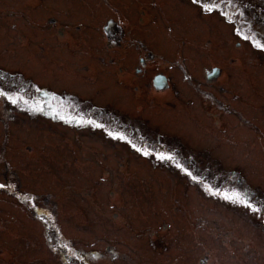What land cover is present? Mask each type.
I'll return each instance as SVG.
<instances>
[{
	"label": "rangeland",
	"instance_id": "1",
	"mask_svg": "<svg viewBox=\"0 0 264 264\" xmlns=\"http://www.w3.org/2000/svg\"><path fill=\"white\" fill-rule=\"evenodd\" d=\"M108 1L0 0V69L22 75L0 83V183L11 191L0 188V264H63L40 219L51 209L72 240L70 247L51 233L67 264H264V54L232 33L234 17L225 20L211 5L202 11L188 0ZM81 6L89 8L90 24ZM117 14L141 32H127L122 54L95 28ZM245 17L259 27L251 13ZM147 48L155 54L147 72L168 70L174 83L153 96L144 92L149 76L135 69ZM78 59H88L85 67L70 71ZM212 64L220 66L215 76L223 70L216 82L204 75ZM29 85L78 92L163 132L198 158L192 178L155 169L100 132L68 129L36 107ZM221 85L232 89L225 108L205 94L223 96ZM209 115L228 117L230 128ZM238 171L252 190L239 191ZM13 177L23 192H13Z\"/></svg>",
	"mask_w": 264,
	"mask_h": 264
},
{
	"label": "flooded vegetation",
	"instance_id": "2",
	"mask_svg": "<svg viewBox=\"0 0 264 264\" xmlns=\"http://www.w3.org/2000/svg\"><path fill=\"white\" fill-rule=\"evenodd\" d=\"M105 3L111 2L108 0H103ZM190 3L195 4L198 6L202 11L205 9H212L208 7H203L205 5H211L212 7H216V11L220 13L225 20L234 17L235 23L231 26V31L234 35L248 38L254 41L256 44L255 46H249V48L255 52L263 53L264 54V0H188ZM89 8L86 6H81L79 12L81 14V18L86 20L88 24H90L89 16H88ZM255 16V20H258L259 27L255 28L254 24H250L245 16L250 14ZM119 15H114L113 17H109L106 20L100 21L101 24H96V29L98 31L103 30V33L107 37V39L113 44L119 47L118 51L122 54L127 45L122 44V42H127V32L129 35L133 37V33L139 34V29L135 28L133 23V27L129 29V25L127 22H122L119 20ZM121 16V15H120ZM108 17V16H107ZM141 18V17H140ZM66 19L70 22H75L76 19L72 18L71 16H66ZM147 17L145 21H147ZM125 23V24H124ZM257 24V22H256ZM252 30V31H250ZM145 35V34H144ZM100 36V34H99ZM68 40L72 42L75 41V37L71 34L66 35ZM142 41V40H141ZM143 47H148L147 44L142 41ZM156 45V44H155ZM237 46H242L240 41L236 43ZM239 48V47H238ZM148 49V52L145 51L140 54L139 61L135 66V69L139 73H143L144 75L149 76L148 79L145 80L146 90L144 92L149 95L154 94H161L159 91L168 90L173 86L174 83L171 81L172 74L170 71H161V69L154 71V69L149 72L148 67L149 63L152 61V58L155 57L154 51L152 49ZM116 50V49H115ZM248 50V49H247ZM243 53H246L244 51ZM97 56V55H94ZM124 58V57H122ZM245 58V57H244ZM88 59H83L74 61L75 67H69L70 71L74 70L73 72L80 71L84 68V65H81ZM177 66H181L184 69L187 81H195L194 78L189 74L187 69V63L175 60ZM135 63V62H134ZM133 64L130 63L129 65ZM174 66V65H173ZM172 66V67H173ZM171 67V68H172ZM213 68L218 70L220 66L218 64H212L210 67H205L204 75L205 79L208 82H216L219 79H222L223 70L221 69L219 74L215 76L212 73ZM214 70V71H215ZM11 72L5 69H0V79L5 80L6 76L10 77ZM83 74V72H81ZM213 74L214 76H209ZM229 76L227 77L228 81ZM70 80V79H69ZM122 80V79H121ZM71 81V80H70ZM82 83L87 86L90 90L96 89V85L94 83ZM114 87L113 90L116 91L119 87L116 83H111ZM198 86L196 87L201 92L204 90L201 87V82H197ZM29 93L28 97L31 101L40 109L43 113H50L54 116L55 113L62 111V117L64 126L68 129H74L76 131H88L92 135H99L100 134L105 137L106 139L119 144H125L127 149L131 152L136 154L139 158L147 160L151 163V165L155 168H163L165 171L168 170L170 173H179L181 171H185L183 177L185 178H192L193 172H191V168L195 169L199 160L195 155L186 154L183 151V147L178 143H174L171 141L166 140V135L161 131H152L149 132L143 125L135 124L125 118L123 115L116 112L114 109L109 108L108 105L97 102L94 98L89 96H84L78 92L72 90H65V95H59L52 90H49L47 87L38 86V85H29ZM46 88V89H45ZM138 88V87H137ZM221 89L224 91L223 85H221ZM205 93L209 95L210 100L218 106L227 107L228 105L225 103L224 95L228 96L232 92V89L227 87V91L223 92V96H220L217 92ZM220 97H219V96ZM227 99V97H226ZM62 104V109H59L60 105ZM57 107V110H56ZM201 115L199 118L202 121L207 120L202 113L206 111L201 106L197 108ZM211 116V115H209ZM213 122L210 120L212 124L223 125L225 124L230 128L231 121L228 117H218V116H211ZM99 125V126H97ZM232 131V130H231ZM201 135L205 134L201 132ZM234 134V133H232ZM207 135V134H205ZM254 135V134H253ZM210 137L209 135H207ZM122 137V138H121ZM236 139V137H235ZM236 141H238L236 139ZM97 143V142H96ZM101 146V145H100ZM80 149V146H78ZM139 149V150H138ZM144 152H148L149 155H144ZM171 157V159H161L160 157ZM194 171V170H193ZM191 173V175H189ZM236 176L242 181L240 185L239 191H247L252 190L250 184L246 181V178H242L241 173L238 171ZM230 178H232V184H236L235 173L234 171L231 172ZM201 261H205L203 258Z\"/></svg>",
	"mask_w": 264,
	"mask_h": 264
},
{
	"label": "trees",
	"instance_id": "3",
	"mask_svg": "<svg viewBox=\"0 0 264 264\" xmlns=\"http://www.w3.org/2000/svg\"><path fill=\"white\" fill-rule=\"evenodd\" d=\"M14 173H15V171H14ZM7 175H9V173H7ZM11 181L14 184L13 192H16V191L23 192L22 189H19L18 181H17L16 177H13ZM0 184L4 185V187L8 189L7 191L9 193V191H10L9 185L7 183H0ZM44 215L46 217L42 216L40 219H41V222L42 221H47L45 223V237H46V241H47V243L49 244V246L53 250H56V252L58 254H60V256H61V258L63 260V264L64 263L67 264V261L65 259L66 255H65L63 249L61 247L60 248L57 247V245L54 244V241H53V238L51 236V233L54 232L58 236H61V239H63L65 242H67L68 243L67 245H69L70 247L72 246V240L64 236V233H63V230H62L61 224H60L61 222H59V218H58V215H57V212L55 211V209H51V210L47 211V213L44 212ZM61 249H62V251H59Z\"/></svg>",
	"mask_w": 264,
	"mask_h": 264
},
{
	"label": "snow or ice",
	"instance_id": "4",
	"mask_svg": "<svg viewBox=\"0 0 264 264\" xmlns=\"http://www.w3.org/2000/svg\"><path fill=\"white\" fill-rule=\"evenodd\" d=\"M206 10H209V9H206ZM97 126H99V125H97ZM144 155H149V153L148 152H144ZM160 158L161 159H171V157H163V156H161ZM189 175H191V173H189ZM3 187H4V185L0 184V188H3ZM243 203H244V206L247 207V208H249L251 211L256 212V213H259L260 212V208L253 207V205L251 203H248L246 200L243 201Z\"/></svg>",
	"mask_w": 264,
	"mask_h": 264
}]
</instances>
